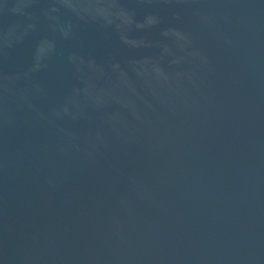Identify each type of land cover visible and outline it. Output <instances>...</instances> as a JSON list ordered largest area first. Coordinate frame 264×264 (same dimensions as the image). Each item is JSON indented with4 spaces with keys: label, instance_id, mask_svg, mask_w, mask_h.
Segmentation results:
<instances>
[{
    "label": "water",
    "instance_id": "obj_1",
    "mask_svg": "<svg viewBox=\"0 0 264 264\" xmlns=\"http://www.w3.org/2000/svg\"><path fill=\"white\" fill-rule=\"evenodd\" d=\"M0 264H264V0H0Z\"/></svg>",
    "mask_w": 264,
    "mask_h": 264
}]
</instances>
